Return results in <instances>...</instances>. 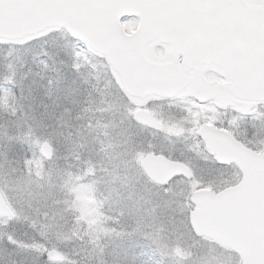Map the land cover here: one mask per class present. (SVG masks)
Listing matches in <instances>:
<instances>
[{
  "label": "snow or ice",
  "instance_id": "6c2138e0",
  "mask_svg": "<svg viewBox=\"0 0 264 264\" xmlns=\"http://www.w3.org/2000/svg\"><path fill=\"white\" fill-rule=\"evenodd\" d=\"M0 264H264V0H0Z\"/></svg>",
  "mask_w": 264,
  "mask_h": 264
}]
</instances>
